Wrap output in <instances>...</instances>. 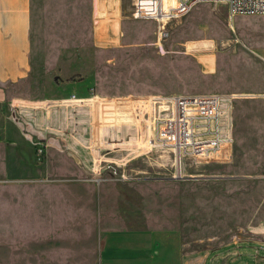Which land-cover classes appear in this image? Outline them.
Segmentation results:
<instances>
[{
	"label": "rangeland",
	"instance_id": "374dc122",
	"mask_svg": "<svg viewBox=\"0 0 264 264\" xmlns=\"http://www.w3.org/2000/svg\"><path fill=\"white\" fill-rule=\"evenodd\" d=\"M73 1L82 13L36 44V68L16 96L56 110L54 98L71 93H222L233 153L180 164L173 150L153 147L148 103L136 126L98 113L94 139L86 114L73 120L66 107L65 121L47 124L31 108L33 129L0 163V264H94L101 235L123 228L178 229L192 249L224 246L240 257L264 250V231L253 228L264 221V13L228 16L204 1L168 22L163 38L156 21L132 20L133 0H96L95 18L93 0ZM73 128L78 147L55 133Z\"/></svg>",
	"mask_w": 264,
	"mask_h": 264
},
{
	"label": "crops",
	"instance_id": "0c3cea01",
	"mask_svg": "<svg viewBox=\"0 0 264 264\" xmlns=\"http://www.w3.org/2000/svg\"><path fill=\"white\" fill-rule=\"evenodd\" d=\"M93 1L95 18L96 0ZM80 10L79 4L73 0H0V163L9 161V156L12 155L10 149L12 146H19L20 136L26 140L27 133L23 129H33L29 123L31 108L39 114L45 113L43 121L47 124L51 120L59 122L66 118L68 108L61 106L53 110L47 105H27V102L33 100L16 96L14 90L15 84L28 80L33 75L37 64L34 56L36 44L46 41V37L51 34L55 35V29L62 28L65 19L78 16ZM171 91V87H163L144 93L170 94ZM205 92L181 91V94ZM71 94L54 99L60 101ZM88 96L90 95L82 97ZM47 100L52 99L42 101ZM18 112L23 114L22 120ZM14 129L16 132H13ZM67 132L66 136L55 133L73 147L82 144L76 137L77 132H73V135L72 131ZM68 153L77 162L81 161L80 156L73 151ZM7 170L5 172H9ZM253 226L256 231H264V221ZM131 232L135 233L129 234ZM260 241L263 245L264 241ZM191 245L192 241L186 240L178 229H108L101 235L94 264H264L262 247L249 249L251 255L240 257L235 251L227 252L224 246L192 249Z\"/></svg>",
	"mask_w": 264,
	"mask_h": 264
},
{
	"label": "built area",
	"instance_id": "2783aa9c",
	"mask_svg": "<svg viewBox=\"0 0 264 264\" xmlns=\"http://www.w3.org/2000/svg\"><path fill=\"white\" fill-rule=\"evenodd\" d=\"M204 1L227 8V15L264 12V0H133L131 17L135 20H154L159 26V37L166 36V25L173 19L189 12ZM158 37V38H159ZM159 94L142 96H101L96 93L88 97L71 94L59 104L72 109V119L86 114L93 132L96 115H107L113 126H136L143 115H147L146 104H150L153 147L169 148L182 164L184 158L196 156L222 161L233 153L234 125L226 95L222 93ZM158 102L169 103L170 109H157ZM126 120V122H125ZM131 120V121H127ZM77 124V122H76ZM107 123L102 124L105 125ZM108 126V125H107ZM72 132H76L73 129ZM232 156V154H231ZM182 167V165H181Z\"/></svg>",
	"mask_w": 264,
	"mask_h": 264
},
{
	"label": "bare ground",
	"instance_id": "6f19581e",
	"mask_svg": "<svg viewBox=\"0 0 264 264\" xmlns=\"http://www.w3.org/2000/svg\"><path fill=\"white\" fill-rule=\"evenodd\" d=\"M240 12H236V14H238ZM258 13V12H256ZM260 13H264V12H260ZM232 15H235V14H232ZM171 108V105L169 103H161V102H158L157 104V109L159 110H162V109H170Z\"/></svg>",
	"mask_w": 264,
	"mask_h": 264
}]
</instances>
